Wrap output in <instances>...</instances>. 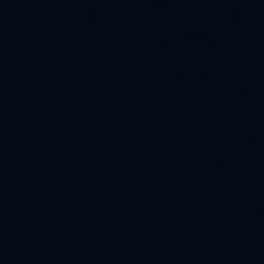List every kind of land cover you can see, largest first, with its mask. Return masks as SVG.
Wrapping results in <instances>:
<instances>
[{
    "label": "water",
    "instance_id": "95a60500",
    "mask_svg": "<svg viewBox=\"0 0 264 264\" xmlns=\"http://www.w3.org/2000/svg\"><path fill=\"white\" fill-rule=\"evenodd\" d=\"M0 264H264V0H0Z\"/></svg>",
    "mask_w": 264,
    "mask_h": 264
}]
</instances>
